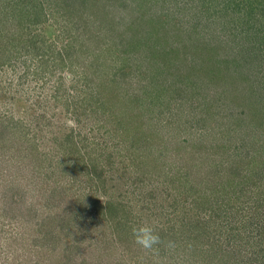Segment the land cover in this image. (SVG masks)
Masks as SVG:
<instances>
[{
  "label": "rangeland",
  "instance_id": "1",
  "mask_svg": "<svg viewBox=\"0 0 264 264\" xmlns=\"http://www.w3.org/2000/svg\"><path fill=\"white\" fill-rule=\"evenodd\" d=\"M0 264H264V0H0Z\"/></svg>",
  "mask_w": 264,
  "mask_h": 264
},
{
  "label": "clouds",
  "instance_id": "2",
  "mask_svg": "<svg viewBox=\"0 0 264 264\" xmlns=\"http://www.w3.org/2000/svg\"><path fill=\"white\" fill-rule=\"evenodd\" d=\"M68 124L71 127H76L75 122L72 120H69ZM131 233L134 243L143 251L149 253H157L159 251L158 246L161 245L162 240L154 224L142 223L139 226H133L131 228ZM166 246L168 248H173L174 242L168 241Z\"/></svg>",
  "mask_w": 264,
  "mask_h": 264
}]
</instances>
